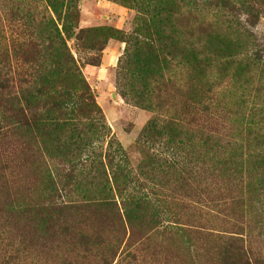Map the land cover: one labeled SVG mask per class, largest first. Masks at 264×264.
Segmentation results:
<instances>
[{"label":"rangeland","instance_id":"obj_1","mask_svg":"<svg viewBox=\"0 0 264 264\" xmlns=\"http://www.w3.org/2000/svg\"><path fill=\"white\" fill-rule=\"evenodd\" d=\"M142 1L145 7L141 0L71 1L77 5L79 30L110 26L121 34L106 38L85 32L67 40L95 101L85 116L94 118L96 127L89 128L90 121L84 118L76 127L71 124L60 136L63 149L74 153L78 138H89V129L109 130L132 166L146 171L151 166L161 168L158 157L149 160L150 149L138 142L142 129L156 115L152 108L161 100L151 96L159 89L163 95L175 92L187 98L201 92L204 102L209 96L212 107L205 124L242 140L237 171L243 181L234 186L225 183L230 174L219 165L203 168L205 175L196 168L198 176L190 180L191 198L179 194L171 198L168 194L179 184L172 183L171 175L156 177L160 186L148 183L160 199L158 216L153 218L152 203L141 204L135 198L121 203V185L116 183L109 191L101 179L92 177L93 168L87 164L47 223L49 218H40L39 208L34 211L49 194L47 146L37 134L29 144L21 139L14 149L7 142L0 144L4 235L15 244L22 240V254L38 264H223L222 246L230 235L241 238L235 244H243L242 250L264 262V0H246L245 27L229 21V12L221 7L201 1L196 8L186 1ZM233 10L239 15L245 11L237 3ZM137 48L145 57L140 68L127 57ZM191 48L196 59L189 53ZM121 85L141 99L128 102L120 95ZM145 92L150 98L145 99ZM243 102L244 117L238 110ZM200 116L193 126L201 127ZM97 144L104 155L106 140ZM52 162L60 173L64 165L56 158ZM109 197L114 206L103 201ZM64 225L67 230H62ZM84 233L106 240L117 237L121 242L113 256L96 248L84 253L75 241Z\"/></svg>","mask_w":264,"mask_h":264},{"label":"trees","instance_id":"obj_2","mask_svg":"<svg viewBox=\"0 0 264 264\" xmlns=\"http://www.w3.org/2000/svg\"><path fill=\"white\" fill-rule=\"evenodd\" d=\"M71 1L0 0V144L7 142L14 149L16 144H21V139H27L24 143L29 144L38 134L47 146L46 157L50 162L46 170L49 194L43 203L37 204L34 208V211L39 208L43 213L40 218L47 216L49 219L46 222L50 223L56 205L61 204L68 188L78 183L76 176L81 173L82 168L87 167V164L93 168L92 177L101 179L108 190L110 189L109 191L116 183L121 185L119 192L121 203L128 201L132 203L134 198L141 204L152 203L153 218L158 216L160 199L148 185L151 183L160 186L161 179L154 180L156 177L171 175L172 183L179 184L171 189V194H168L171 198H176L175 194L191 198L193 186L190 180L197 177L198 172L205 175L207 169L203 168L209 166L219 165L223 167L222 170L226 167L230 176L228 175L229 180L226 179L225 183L231 186L236 182L241 183L243 175H238L237 170L240 167L239 161L243 157L242 140L230 137V134L223 130H214L210 124H205L210 118L208 113L212 107L208 100L209 96L204 102L205 96L201 92L198 96L187 98L184 95L174 94L175 92L163 95L159 89L151 96L161 100L152 108L156 111V115L144 126L138 142L150 149L149 160L154 156L158 157L161 168L151 166L146 171L143 166H132L122 146L110 135L109 130L97 133L94 129V131L89 129V138H78L80 144L73 147L74 151L76 150L74 153L69 152L68 148L63 149L65 147L62 146L64 144L60 136L67 127H72L71 124L75 125L84 118L89 119V128L96 127L93 123L95 119L86 117L91 112L89 107L96 104L90 88L81 78L67 40L71 37L78 38V34L85 32L88 35L102 34L106 38H116L121 34L120 30L110 26L79 30L77 5ZM174 1H186V5L190 8H196L198 1L204 5L221 7L222 11L229 12V21L240 27L246 25V0ZM236 3L245 9L241 16L234 10L230 12ZM141 5L145 7L144 2ZM240 17H244L243 20ZM193 48L189 53L196 59ZM139 50L140 48L135 49L127 57L130 63L133 59L140 68V65L144 64L145 57L142 53L139 55ZM119 87H121L120 95L130 103L136 104L137 97L140 99L142 97V95L133 96L130 91L126 92L122 89L124 85ZM144 96L145 99L150 98L148 92H145ZM241 105L245 103L238 106L239 116L244 117ZM198 116L203 120L201 127H197V124L192 125ZM252 121L256 123L253 119ZM104 140L107 145L103 155L98 151L102 146L97 142ZM59 157H62V160ZM55 158L64 165L60 173L55 172L52 162ZM3 167L0 166V169ZM196 168L198 172L195 171ZM2 177L0 174V183ZM209 178L211 179L212 176ZM114 198L118 201L117 197ZM103 201L108 206L115 205L113 198L109 197ZM44 221L45 219L41 220ZM53 224L52 222L50 225ZM5 225L4 223L0 225V264H38L37 261L24 257L22 240L15 244L4 235ZM63 227L62 230L68 229L67 225ZM230 236L232 237H228L223 242V264H242V257L243 264L264 263L260 257L253 258L247 251L242 250L243 244L238 245L241 238ZM75 241L84 253L96 248L104 249L112 256L121 242L117 237L106 240L100 235L86 233L80 234ZM70 262L66 261L64 264H71Z\"/></svg>","mask_w":264,"mask_h":264}]
</instances>
